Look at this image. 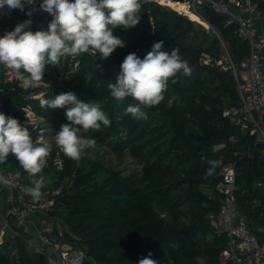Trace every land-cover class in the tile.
Returning <instances> with one entry per match:
<instances>
[{
    "label": "trees",
    "instance_id": "16d2710c",
    "mask_svg": "<svg viewBox=\"0 0 264 264\" xmlns=\"http://www.w3.org/2000/svg\"><path fill=\"white\" fill-rule=\"evenodd\" d=\"M140 2L139 24L127 30L114 29L124 47L107 60L89 52L62 58L59 65H47V89L24 86L0 65V112L16 118L31 133V126L25 125V109L43 114L49 107L41 108V99L71 91L82 102H99L109 116L110 127L86 134L96 140L90 157L77 164L60 152L62 167L51 161L42 173L51 176L42 191L62 188L55 196L52 214L60 218L63 235L56 228L53 238L82 249L84 264H139L150 252L157 264H196L197 256L204 258L205 264H236L220 261L227 237L216 234L211 225V215L221 205L216 185L222 178V164L235 161L238 208L248 218L252 232L264 241V141L242 131L226 114L239 106L235 77L230 70L204 62L206 54L213 60L221 57L218 35L205 23L168 5ZM259 7L264 12V1ZM27 12L17 9L9 19L0 21V36L7 24L14 30L28 19L32 31L46 30L52 17L32 18ZM203 17L227 42L236 62L249 54V44L237 36L235 26H225L226 16L204 6ZM159 41L164 42V51L179 48L192 72L178 75L175 84L170 82L165 100L146 109L147 120L137 121L125 115L127 105L135 101L130 97L115 100L107 85L115 83L126 55L135 53L143 59ZM48 111L57 118L55 132L68 123L64 109ZM38 135V130L31 133L34 141ZM220 144L225 146L216 148ZM104 146L120 162L130 156L139 168L125 173L108 166L100 155ZM52 153L55 155L54 150ZM201 154L206 160L222 161L207 179L210 166ZM0 172H19V179L31 184L15 157L0 164ZM12 224L19 234L13 238L6 233L0 240V264H48L46 255L35 251L34 237Z\"/></svg>",
    "mask_w": 264,
    "mask_h": 264
},
{
    "label": "clouds",
    "instance_id": "9594fccd",
    "mask_svg": "<svg viewBox=\"0 0 264 264\" xmlns=\"http://www.w3.org/2000/svg\"><path fill=\"white\" fill-rule=\"evenodd\" d=\"M25 4L34 5L35 0H0V9L7 6L9 10L23 11ZM40 9L52 17L46 30L32 31V21L28 19L0 36V65L26 87L40 84L46 66L59 65L62 58H76L89 52L99 53L101 60L110 58L117 48L125 46L124 41L113 34L114 29L127 30L138 25L142 4L140 0H42ZM26 14L31 16L32 11ZM163 46V41L154 43L143 59L135 53L126 55L115 83L107 85L115 100L122 102L130 97L135 101L127 105L125 115L137 121L147 120L146 109L165 100L169 83L175 84L178 75H191L192 69L179 54V48L169 52L162 51ZM173 100L174 97L169 99V107ZM40 106L65 110L68 123L61 124L55 132L54 143L65 157L77 164L82 158L90 157L89 150L96 148V140L86 134L111 126L99 102H82L71 91L41 99ZM51 149L52 143L34 142L28 128L0 112V164H5L10 156L15 157L30 178L31 186L25 187L24 192L33 201L42 198V189L47 183L42 173ZM201 159L206 160V157L201 154ZM206 162L210 167L205 179L215 173L222 161L207 159ZM19 178V172L9 176L0 172V185L11 186ZM151 256L152 253H148L139 264H157ZM195 259L196 264H205L204 258Z\"/></svg>",
    "mask_w": 264,
    "mask_h": 264
},
{
    "label": "built area",
    "instance_id": "2783aa9c",
    "mask_svg": "<svg viewBox=\"0 0 264 264\" xmlns=\"http://www.w3.org/2000/svg\"><path fill=\"white\" fill-rule=\"evenodd\" d=\"M148 1L163 4L161 0ZM262 1L264 0H183L182 2L186 4L185 9L178 10L170 6L189 18L191 17L188 10L204 20L203 7L207 6L214 12L226 16L225 26H235L237 36L248 42L249 54L240 62H236L227 42L205 20L208 23L205 27L212 29L218 35L222 54L219 59L214 60L206 54L204 62L216 64L223 70H230L236 80L239 106L227 110L226 114L241 127L242 131L256 136L259 141H264V12L259 7ZM41 2L42 0H35L34 5L25 4L24 9L32 11V18L36 15L51 17L40 9ZM15 10H9L7 6L0 9V21L9 19ZM11 30L12 26L7 24L4 33ZM223 146L225 144H220L216 148ZM220 173L222 178L217 183L216 189L221 196V205L218 212L211 215L214 232L227 237L226 247L220 252V261L264 264V241L252 232L248 218L237 205L236 162H224ZM5 175L15 174L10 172ZM30 186L31 184L20 179L15 180L11 186L0 185V194H4L3 205H0L1 237L3 238L6 233L14 238L18 236V230L12 224L15 222L24 232L34 237L35 251L46 255L48 264H84L85 252L82 249L74 248L68 243H58L53 238L56 228L59 230L58 233L63 235L60 218L52 214L57 205L55 196L62 188L42 191V198L33 201L24 192V188Z\"/></svg>",
    "mask_w": 264,
    "mask_h": 264
},
{
    "label": "rangeland",
    "instance_id": "374dc122",
    "mask_svg": "<svg viewBox=\"0 0 264 264\" xmlns=\"http://www.w3.org/2000/svg\"><path fill=\"white\" fill-rule=\"evenodd\" d=\"M9 76H10V78L15 77L10 71H9ZM38 86H44L45 89L48 88V84L46 83L45 76H43V81L40 84L34 85L32 87H38ZM43 93L44 92L40 93L37 96H41V95H43ZM49 108L44 109L45 113H43V114H37L31 108H26L25 109V116H26L27 120L25 121V125L31 126V130H32L31 133H33L34 130H38L39 135H38L36 141H34V142L46 140V141L52 143V149H51L50 154H49L48 159H47V166H50L51 161H52L54 166L60 168V167H62V163H61V159H60V152L61 151L55 146V143H54V135H55L54 124L56 123L57 118L54 116V114H52L51 112L48 111ZM50 110H55V109L50 108ZM53 150L55 151V155H53V153H52ZM100 155L102 156V159L105 161V163L108 166H111V167L116 168L118 170H122L125 173H128L132 170H136L137 168H139L138 162L133 160L130 156L126 157L123 161L120 162L117 159L116 155L107 146H104L100 149ZM48 175L49 174L44 175L46 178V181H49L51 179L50 178L51 176H48ZM22 181L25 183H28L25 180H22ZM1 201H2V196H0V202ZM1 238L2 237L0 234V240H1Z\"/></svg>",
    "mask_w": 264,
    "mask_h": 264
},
{
    "label": "bare ground",
    "instance_id": "6f19581e",
    "mask_svg": "<svg viewBox=\"0 0 264 264\" xmlns=\"http://www.w3.org/2000/svg\"><path fill=\"white\" fill-rule=\"evenodd\" d=\"M161 2H162L163 4L168 5V6H172L173 8L178 9V10L185 9V7H186V4H185L184 2L178 3V2H174L173 0H161ZM188 14H189L190 16L195 17L197 20H199V21L205 23L206 25H208V23H207L203 18H201L200 16H198V15L195 14L194 12L188 10ZM204 26H205V25H204Z\"/></svg>",
    "mask_w": 264,
    "mask_h": 264
},
{
    "label": "crops",
    "instance_id": "0c3cea01",
    "mask_svg": "<svg viewBox=\"0 0 264 264\" xmlns=\"http://www.w3.org/2000/svg\"><path fill=\"white\" fill-rule=\"evenodd\" d=\"M0 196H2V201L0 202V205H3V201H4V194H0Z\"/></svg>",
    "mask_w": 264,
    "mask_h": 264
},
{
    "label": "water",
    "instance_id": "95a60500",
    "mask_svg": "<svg viewBox=\"0 0 264 264\" xmlns=\"http://www.w3.org/2000/svg\"><path fill=\"white\" fill-rule=\"evenodd\" d=\"M163 51H164V48H163Z\"/></svg>",
    "mask_w": 264,
    "mask_h": 264
}]
</instances>
